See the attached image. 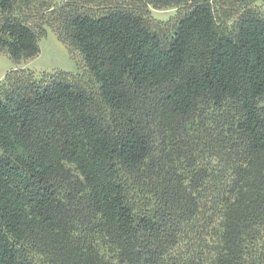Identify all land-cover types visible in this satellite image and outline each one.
Here are the masks:
<instances>
[{
	"label": "trees",
	"instance_id": "1",
	"mask_svg": "<svg viewBox=\"0 0 264 264\" xmlns=\"http://www.w3.org/2000/svg\"><path fill=\"white\" fill-rule=\"evenodd\" d=\"M47 27L84 70L0 79V264H264L256 0H0L15 63Z\"/></svg>",
	"mask_w": 264,
	"mask_h": 264
},
{
	"label": "rangeland",
	"instance_id": "2",
	"mask_svg": "<svg viewBox=\"0 0 264 264\" xmlns=\"http://www.w3.org/2000/svg\"><path fill=\"white\" fill-rule=\"evenodd\" d=\"M264 10V0H256ZM152 22H166L174 14L175 8L155 9L149 8ZM39 52L36 56L15 63L5 53H0V79L4 73L15 67L24 66L35 72L63 70L72 74L81 73L84 70L83 62L77 52H70L68 48L58 39L54 30L46 28L44 36L39 38Z\"/></svg>",
	"mask_w": 264,
	"mask_h": 264
}]
</instances>
